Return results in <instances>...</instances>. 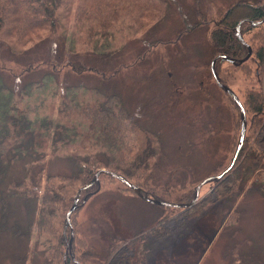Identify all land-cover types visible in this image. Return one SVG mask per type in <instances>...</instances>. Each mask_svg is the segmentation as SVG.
Listing matches in <instances>:
<instances>
[{
	"label": "rangeland",
	"instance_id": "374dc122",
	"mask_svg": "<svg viewBox=\"0 0 264 264\" xmlns=\"http://www.w3.org/2000/svg\"><path fill=\"white\" fill-rule=\"evenodd\" d=\"M166 1L159 3L160 20L155 30L145 31L146 26L134 32L132 27L139 25L126 23L123 32L101 36L88 46H82L77 37L71 35V10L67 17L61 18L62 30L67 35L61 40L63 43L54 37L55 40L47 39L20 55L11 54L6 46H0V67L5 68L0 71V81L13 95L16 106L23 110L25 107L42 109L40 115L52 113L55 119L59 111L76 108L78 102L96 103V98L102 100L105 95H114L113 101L123 103L144 127L128 134L129 157L144 150L149 152L147 146L158 154V164L153 167L156 178L141 183L146 190L144 193L153 190L173 199L191 190L195 196V187L201 180L220 173L228 165L239 140L241 117L231 97L213 78L210 66L217 53L209 41L207 24L180 35L188 23L196 24L195 1L171 0L167 7ZM233 2L203 0V19L221 17ZM256 30L245 33L244 37L250 42ZM78 54L79 60L97 66L105 75L70 71L63 63L77 58ZM43 58L57 62L58 72L51 70L50 65H39L37 70L20 74L28 63H37ZM220 66V76L227 79L243 103L248 90H260L264 96V71L256 73V62L250 60L236 66L221 60ZM31 81L30 90L24 88ZM253 117L247 111L248 144L254 142L261 128L259 120L253 121ZM150 136L159 142L147 143ZM262 136L264 132L259 138ZM72 148L73 143H59L47 149L39 162L43 167L41 186L33 192V197L21 198L13 191L9 193L11 206L7 225L15 221L24 228L30 225V231L22 239L17 238L10 227L0 234V264H72L67 262V257L75 250L79 255H88L87 264H98L105 261L109 234L126 241L127 237L129 240L137 237L141 229L145 239L139 245L137 264H232L233 259L234 264H248L251 263L249 256L256 264L259 257L264 262L263 173L256 186L239 199L241 218L234 222L236 226H221L222 212L216 207L199 220L192 219L176 229L172 221L168 222L170 217L164 219L163 224L159 223L165 216H175L179 207L163 211V205L145 200L110 175H102L91 185L99 186V191L93 193L91 188L82 192L79 204L85 195L88 199L72 213V226L65 228L66 211L61 219L60 214L52 218L47 227L41 219L45 187L49 185L50 194L54 191L61 198L67 194V208H70L82 185L81 181L68 182L60 178L74 173L76 164L70 160ZM25 161L20 159L14 164L10 179L24 173ZM39 166L36 165L37 170ZM48 176L52 177L49 182L46 181ZM131 181L139 183L137 179ZM213 185V182L205 184L200 196L210 192ZM8 188L13 187L1 184L0 195L2 189ZM153 226L166 231L164 239L154 240L152 232L147 234ZM235 229L238 230L235 232ZM60 233L63 242L56 237ZM247 239L253 243H245ZM133 262L131 259L128 264Z\"/></svg>",
	"mask_w": 264,
	"mask_h": 264
},
{
	"label": "trees",
	"instance_id": "16d2710c",
	"mask_svg": "<svg viewBox=\"0 0 264 264\" xmlns=\"http://www.w3.org/2000/svg\"><path fill=\"white\" fill-rule=\"evenodd\" d=\"M162 1L164 0H0V46H6L11 54L20 55L47 39L55 40L54 37L59 43H63L61 40L65 39L67 35L62 30L61 18L67 17L71 10L73 17V28H70L71 35H75L82 46L95 43V40L101 36L108 37L115 32H123L126 23L139 25V27H132L134 32L143 30L146 26L148 28L145 31H153L160 20L158 12L160 11L159 3ZM194 1L196 3L194 10L196 11L194 13L196 24L188 23L185 30H181L180 35L187 30L207 24L209 41L215 53L226 54L236 59L237 63H233L236 66L253 60L257 64L256 73L261 74L264 71V22L255 26L250 25L249 22L243 23L240 33L244 41L238 37L236 28L241 19L247 18L254 21L262 19L264 17V0H234L221 17L207 20L203 19L205 14L201 11L203 0ZM170 2L171 0L166 1V7ZM65 11L68 12L64 14ZM256 28L257 30L252 34L249 42L244 34L254 31ZM249 47L252 49L251 56L244 62H238L248 54ZM76 56L77 58L69 59L63 63L68 65L70 71L78 74L91 71L105 75L97 66L79 60V54ZM221 60L216 62L218 74ZM39 65H50L51 70L58 72L57 62L52 63L50 59L43 58L39 59L37 63H28L20 71V74L37 70ZM4 69V67H0V71ZM219 77L223 83L229 85L226 78L220 74ZM32 83V81L27 83L24 88L30 90L29 87ZM259 91L248 90L245 103H243L246 114L249 111L254 115L252 120L257 118L259 125L261 124L254 142L248 144L247 138H245L242 151L234 167L219 180L211 181L214 185L210 192L199 198L191 207H179L175 216H165L158 221L159 223L170 217L168 222L172 221L176 229L179 225H184L192 219L199 220L211 212V208L216 207L222 212L221 226L237 225L234 222H239L241 218V210L238 208L239 199L253 186H256L262 173L264 174V136L259 138V134L264 132V96ZM113 99L114 95L110 97L108 94L102 100L96 98V103L78 102L76 108L59 111L60 113L55 119L52 113L40 115L39 111L42 109L30 110L25 107L23 110L20 106H16L13 95L4 82L0 81V185L4 183V186L13 187L6 191L1 190L0 234L9 227L20 239L27 235L26 232L29 233L30 225L24 228L23 224L15 223V221L7 225L11 206L9 193L13 191L14 195L21 198L33 197L35 195L33 192L39 189L42 182L43 167H40L39 162L44 158L49 147H57L59 143H73L70 160L74 161V165L76 164L74 173L67 177H60L68 182L81 181L82 185L86 184L100 168L117 171L129 180L137 179L139 183L136 184L140 186L141 183L146 184L148 181H154L156 174L153 167L158 164V154L153 153L147 146L146 149L149 152L144 150L131 158L129 157L130 144L126 140L128 134L135 130L141 131L144 127L138 121V117L124 107L123 103L113 101ZM116 105L118 108H115ZM237 108L240 117L239 107L237 106ZM32 112L34 115L31 114ZM148 142L154 144L159 140H154L150 136ZM151 158H153L152 162ZM20 159L26 160L23 165L24 173L20 174V177L10 179L9 172ZM36 165H40L38 170ZM102 175L108 174L102 173L99 178ZM51 178L48 176L46 181L49 182ZM48 186L45 187L42 196L41 208V219L45 222L44 225L47 223V227L51 224L52 218L60 214L61 219L69 209L67 208L69 196L65 194L61 198L54 191H51L50 194ZM91 188L94 189L93 193L99 191V186H90L85 190ZM144 191L146 192V190H143V194L148 197L168 202H189L194 196L193 190L173 199L159 195L153 190L147 191L148 194H145ZM161 207L163 211L171 209L170 206ZM47 217L48 221L46 222ZM161 229L157 226L150 227L147 234L148 231L152 232L154 240L164 239L162 236L167 234ZM237 230L235 229V232ZM136 235L137 237L130 240L127 237L125 241L109 234L110 243L105 261L102 260L98 264H128L131 263V259L134 264H137L135 259L138 258L137 255L141 251L139 245L145 239L143 229ZM56 237L60 242L64 241L62 233L56 234ZM248 242L253 243L251 239L245 241V243ZM252 249L257 250L255 247ZM57 253L61 255V250L58 249ZM69 254L67 262L72 264H87L89 260L88 255H79L76 250ZM58 255L56 254L55 257ZM253 260L249 256L248 262L251 263L248 264H256ZM234 261L236 260L233 259L232 264ZM259 264H264L260 257Z\"/></svg>",
	"mask_w": 264,
	"mask_h": 264
},
{
	"label": "water",
	"instance_id": "95a60500",
	"mask_svg": "<svg viewBox=\"0 0 264 264\" xmlns=\"http://www.w3.org/2000/svg\"><path fill=\"white\" fill-rule=\"evenodd\" d=\"M245 22H249L252 26H255L257 24H261L264 22V17L260 20L254 21L251 19H241L237 25V35L238 37L242 40V36L240 33V27L242 26L243 23ZM252 54V49L251 47H249V51L248 54L243 58L240 59L238 62H244L246 61ZM218 59H222V60H227L231 63H237L236 59L229 57L226 54H217L216 56H214V58L211 61V71H212V75L213 78L215 80V82L217 83V85L224 90L233 100V102L239 107L240 110V117H241V130H240V136H239V140L237 143V147L235 149V152L231 158L230 163L228 164V166L226 168H224V170H222L220 173L217 174H211L209 176H207L206 178H204L203 180H201L197 186L195 187V196L194 198L189 201V202H185V203H179V202H168V201H163V200H159V199H155V198H151L148 196H145L143 194V188L132 182L131 180H129L127 177H125L123 174L114 171V170H109L106 168H100L98 169L93 178L88 181L86 184L81 185L78 190L77 193L74 197L73 203L70 206V208L68 209L67 213H66V222H65V228H67L68 226H72V222H71V215L72 213L78 208L80 207L84 202L87 201L88 199V195H85L83 198V202L81 204H79V200L82 196V192L87 189L88 187H90L94 182L99 180V176L102 173L108 174L118 180H120L121 182H123L128 188H130L131 190H133L137 195L141 196L142 198H144L147 201H150L152 203L158 204V205H163V206H170V207H180V208H187V207H191L193 206L200 198V191L201 188L203 187V185H205L208 182H211L213 180H219L220 178H222L227 172H229L235 165L236 161L238 160L240 153L242 151L244 142H245V138H246V130H247V114H246V110L244 107V104L242 102V100L240 99V97L238 96V94L227 84L223 83L219 77V74L216 70V62ZM73 241V236L71 237L70 241H69V246L72 244Z\"/></svg>",
	"mask_w": 264,
	"mask_h": 264
}]
</instances>
